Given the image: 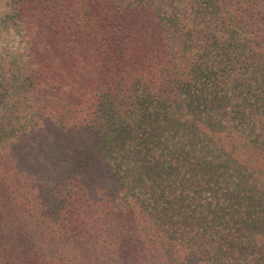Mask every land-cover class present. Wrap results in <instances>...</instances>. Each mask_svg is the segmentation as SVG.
<instances>
[{
  "label": "trees",
  "instance_id": "obj_1",
  "mask_svg": "<svg viewBox=\"0 0 264 264\" xmlns=\"http://www.w3.org/2000/svg\"><path fill=\"white\" fill-rule=\"evenodd\" d=\"M12 10L0 264H264V0Z\"/></svg>",
  "mask_w": 264,
  "mask_h": 264
},
{
  "label": "rangeland",
  "instance_id": "obj_2",
  "mask_svg": "<svg viewBox=\"0 0 264 264\" xmlns=\"http://www.w3.org/2000/svg\"><path fill=\"white\" fill-rule=\"evenodd\" d=\"M12 12H13V10H12V0H0V34H1V30H2V25H1L2 18L6 17V16H8V18L11 17ZM10 21L11 20H8L7 22H10ZM8 25H9V27L11 26V24H8ZM14 36H13V39H11V37L10 38H6V39L8 41H13L14 40L15 42H19L20 41L19 36H17V34H14Z\"/></svg>",
  "mask_w": 264,
  "mask_h": 264
}]
</instances>
